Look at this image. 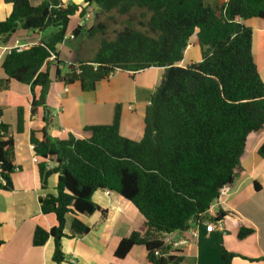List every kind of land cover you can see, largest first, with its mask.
<instances>
[{
  "label": "trees",
  "instance_id": "1",
  "mask_svg": "<svg viewBox=\"0 0 264 264\" xmlns=\"http://www.w3.org/2000/svg\"><path fill=\"white\" fill-rule=\"evenodd\" d=\"M82 1L84 5L62 0L33 5L30 0H5L12 11L0 20L3 43L19 29L53 28V32L28 49L5 56L2 68L7 78L0 80L2 88L11 81L28 85L32 112L45 108L51 86L49 59L58 58L59 46L69 36L81 41L83 32L89 39L98 38L99 45L92 57H81L76 64L55 61L68 68L64 75L56 72L65 84L78 82L84 92H94L117 71L133 74L151 67L165 68L164 79L146 108L140 141L121 135V105L116 106L111 124L85 127L91 132L89 138L52 137L48 119L39 131L41 138L31 132L42 188L47 189L49 178L57 176L56 194L40 198L41 211L54 213L58 223L50 230L38 226L33 245L44 246L53 239V261L62 264V240L90 231L79 216L101 212L106 217L92 196L97 190H109L131 202L145 220L141 230L119 243L115 256L123 259L141 245L151 264H180L182 256L155 255L157 250L162 254L168 250L164 236L188 231L206 220L224 219L223 212L209 218L208 209L220 189L231 186L242 170L248 136L264 127V81L253 57V30L242 22L264 20V0H221L215 8L205 0ZM92 5L97 7L93 24L69 31L72 18H87ZM119 18H124L122 27L110 37L109 24H117ZM192 41L201 49V60L180 66ZM23 130L19 108L17 132ZM258 154L264 158V143ZM16 170L14 139L1 121L0 178L5 183H0V190H13ZM68 215L74 216L70 234L65 233ZM254 231L241 225L238 237L244 239ZM235 257L223 251L227 264Z\"/></svg>",
  "mask_w": 264,
  "mask_h": 264
},
{
  "label": "crops",
  "instance_id": "2",
  "mask_svg": "<svg viewBox=\"0 0 264 264\" xmlns=\"http://www.w3.org/2000/svg\"><path fill=\"white\" fill-rule=\"evenodd\" d=\"M42 1L30 0L33 5ZM62 1L64 4L84 5L82 0ZM220 1L205 0V4L215 8ZM92 8H96L97 12V7L92 5L89 10ZM11 11L12 5L0 0V20L4 21ZM75 19V27L81 25L79 19ZM87 20L91 21V17ZM242 22L253 30V57L264 81V20L254 18ZM52 32L48 29L43 32L19 29L6 43L1 37L0 47L12 46L17 40L31 47ZM71 41L77 40L67 39L59 46L58 58L49 59L47 66L51 86L45 108L39 107L32 112L33 95L28 85L11 81L7 89L0 86L1 121L8 125L9 134L14 139L17 167L12 174L13 190H0V264H55L53 239H49L44 246L33 245L34 231L38 226L50 230L58 223L54 213L43 214L41 211L40 198L56 194L57 176L49 178L47 189L42 188L38 170L40 158L38 162L33 161L37 155L31 148V132L35 131L37 137L41 138L39 131L44 120L48 119V133L52 137L61 140L68 139L70 135L77 139L89 138L91 132L85 131V127L111 124L116 106L121 105V135L140 141L144 135L146 108L164 79L165 68L160 67L133 74L117 71L108 80L100 82L94 92H84L78 82L65 84L56 76L58 69L62 75L65 74L63 63L76 64L79 61L80 53L78 55L77 51L71 59L66 56V53L72 54L73 49H76ZM6 55L0 50V80L7 78L2 68ZM185 57L187 64L201 60V49L194 41L187 48L180 66L187 65L184 63ZM57 59L63 63L58 65L55 63ZM40 92L41 89L37 87V97ZM19 108L23 109L24 117L22 133L17 132ZM263 143L264 127L248 136L241 157L242 170L237 173L228 194L215 204L212 211L207 212L209 218H215L219 212H223L224 219L218 222L206 220L192 225L191 229L197 231L196 238L191 236L189 230L164 236L165 239L182 236L189 239V244L181 250L183 261L180 264H227L222 258L224 250L236 255L231 264H264V158L258 154ZM256 183L260 187L258 193H255ZM92 201L107 215L103 218L101 212H96L78 217L90 231L83 236L62 240L65 258L62 264H70L73 260L75 264H151L146 248L141 245L132 248L123 259L115 256L119 243L144 226V217L135 206L117 192L109 190H97ZM73 220V215L67 216L66 234H70ZM208 223L215 225L211 232L207 230ZM241 225L253 228L254 233L239 239Z\"/></svg>",
  "mask_w": 264,
  "mask_h": 264
},
{
  "label": "built area",
  "instance_id": "3",
  "mask_svg": "<svg viewBox=\"0 0 264 264\" xmlns=\"http://www.w3.org/2000/svg\"><path fill=\"white\" fill-rule=\"evenodd\" d=\"M90 17L87 16V19H89ZM30 47V44H25V43H21L20 41H16L14 43V45L9 46V47H4L1 48L0 50L3 51V53H7L10 54L13 50H16L18 52L23 51L25 49H28ZM0 123H1V119H0ZM32 149H34V146L31 147ZM34 162H38L39 161V157L38 156H34L33 158ZM0 183L4 184L5 182L0 178ZM230 191V186H224L220 189L219 191V196L218 198L210 205L208 211H212L215 207V204L224 196H226L228 194V192ZM215 225L213 223H208L207 224V230L209 232H211L214 229ZM190 234L192 237L196 238L197 235V231H195L194 229H190ZM165 245L168 247V250L166 251L165 254H162L159 250L155 251V255L157 257H161V256H177L180 257L181 256V250L187 246L189 244V239L187 237H180L177 239H173V238H169V239H165L163 238ZM70 264H75V260H73Z\"/></svg>",
  "mask_w": 264,
  "mask_h": 264
},
{
  "label": "rangeland",
  "instance_id": "4",
  "mask_svg": "<svg viewBox=\"0 0 264 264\" xmlns=\"http://www.w3.org/2000/svg\"><path fill=\"white\" fill-rule=\"evenodd\" d=\"M93 7H96V6L93 5ZM95 11H96V8H92V10H89L91 21H88L86 18H83L81 20L79 19L78 21H80L81 25H85L86 27L91 26L93 24V22L95 21L93 19L94 15L96 13ZM122 20H124V18H119L117 24H113V23L109 24V36L110 37L113 36V31L119 30L122 27L121 26ZM76 22H77L76 19L72 18L71 23L69 24V30H72L75 27ZM48 30L51 31V30H53V28H49ZM85 35H86L85 32H83V36H82L81 41H80V39H78L77 41H74V42L71 41L73 44L76 45V49L75 48L73 49L72 54L66 53V56L68 58L71 59L72 57H74L75 56L74 52L76 53V51L78 52V55L80 53V55L83 58L87 59V58L92 57L93 53L96 51V49L99 45V40H98V38L89 39ZM69 39H70V36H69ZM80 55H79V58H81ZM184 63L185 64L188 63L187 57H185ZM67 71H68V68H67V66H65L63 69V72L66 73ZM255 191H256L255 193H258L257 190H255Z\"/></svg>",
  "mask_w": 264,
  "mask_h": 264
}]
</instances>
